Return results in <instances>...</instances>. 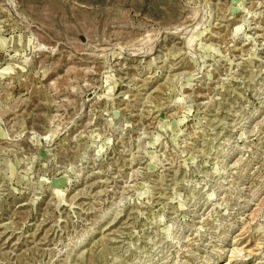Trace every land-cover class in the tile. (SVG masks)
<instances>
[{
	"label": "rangeland",
	"instance_id": "1",
	"mask_svg": "<svg viewBox=\"0 0 264 264\" xmlns=\"http://www.w3.org/2000/svg\"><path fill=\"white\" fill-rule=\"evenodd\" d=\"M224 263L264 264V0H0V264Z\"/></svg>",
	"mask_w": 264,
	"mask_h": 264
},
{
	"label": "bare ground",
	"instance_id": "2",
	"mask_svg": "<svg viewBox=\"0 0 264 264\" xmlns=\"http://www.w3.org/2000/svg\"><path fill=\"white\" fill-rule=\"evenodd\" d=\"M226 263H228V262H226ZM225 264V263H224Z\"/></svg>",
	"mask_w": 264,
	"mask_h": 264
}]
</instances>
